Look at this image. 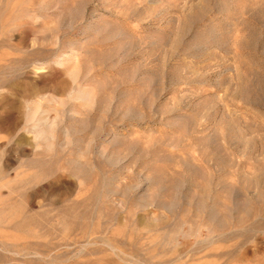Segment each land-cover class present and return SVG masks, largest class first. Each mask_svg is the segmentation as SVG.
<instances>
[{
    "label": "rangeland",
    "instance_id": "rangeland-1",
    "mask_svg": "<svg viewBox=\"0 0 264 264\" xmlns=\"http://www.w3.org/2000/svg\"><path fill=\"white\" fill-rule=\"evenodd\" d=\"M0 264H264V0H0Z\"/></svg>",
    "mask_w": 264,
    "mask_h": 264
},
{
    "label": "bare ground",
    "instance_id": "bare-ground-1",
    "mask_svg": "<svg viewBox=\"0 0 264 264\" xmlns=\"http://www.w3.org/2000/svg\"><path fill=\"white\" fill-rule=\"evenodd\" d=\"M199 208V207H198ZM201 208V207H200ZM226 209H228V208H226ZM202 211V210H201ZM197 212V215L199 214V210L198 211H196ZM204 213L206 212V211H203ZM208 213V212H207ZM206 215V214H205ZM185 216V215H184ZM182 217V216H181ZM220 219V218H219ZM209 220V219H208ZM217 221V220H216ZM221 221V220H220ZM239 221V223L241 222V220H238ZM217 223H218V221H217ZM216 223V224H217ZM222 223H223V221H222ZM236 223H237V221H236ZM238 223V224H239ZM216 224L214 223V225H215V227H216ZM218 227V226H217Z\"/></svg>",
    "mask_w": 264,
    "mask_h": 264
}]
</instances>
